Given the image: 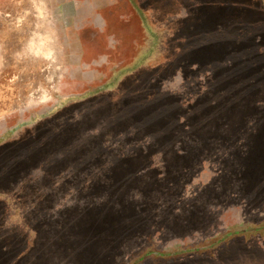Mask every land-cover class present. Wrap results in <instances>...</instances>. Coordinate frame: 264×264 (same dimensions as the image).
I'll list each match as a JSON object with an SVG mask.
<instances>
[{
	"label": "rangeland",
	"instance_id": "obj_1",
	"mask_svg": "<svg viewBox=\"0 0 264 264\" xmlns=\"http://www.w3.org/2000/svg\"><path fill=\"white\" fill-rule=\"evenodd\" d=\"M0 264H264V0H0Z\"/></svg>",
	"mask_w": 264,
	"mask_h": 264
}]
</instances>
